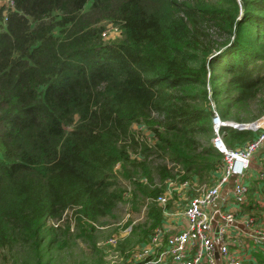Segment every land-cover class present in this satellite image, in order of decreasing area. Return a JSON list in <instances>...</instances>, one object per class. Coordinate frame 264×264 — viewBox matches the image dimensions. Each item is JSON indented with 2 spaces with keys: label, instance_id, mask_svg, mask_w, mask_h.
<instances>
[{
  "label": "trees",
  "instance_id": "obj_1",
  "mask_svg": "<svg viewBox=\"0 0 264 264\" xmlns=\"http://www.w3.org/2000/svg\"><path fill=\"white\" fill-rule=\"evenodd\" d=\"M11 1L0 0V249L40 254L67 209L91 236L125 198L118 172L148 177L133 182L151 199L168 178L214 182L211 101L225 120L264 113L262 98L259 114L238 113L264 88V0ZM224 131L229 147L253 136ZM161 209L150 203L143 238Z\"/></svg>",
  "mask_w": 264,
  "mask_h": 264
},
{
  "label": "built area",
  "instance_id": "obj_2",
  "mask_svg": "<svg viewBox=\"0 0 264 264\" xmlns=\"http://www.w3.org/2000/svg\"><path fill=\"white\" fill-rule=\"evenodd\" d=\"M5 2L12 4L11 0ZM106 33L107 29L102 35L106 37ZM211 108V141L223 155L217 178L202 186L196 181H179L178 176L166 179L165 190L154 199L162 208L163 220H166L153 230L148 244L134 253L127 264H249L243 253L248 245L240 239V235L245 233L240 229L244 227H254L249 235L255 243L258 242V250L264 254V226L257 225L251 215L239 219L238 210L225 208L226 198L221 196L222 188L234 178L231 188L233 204L240 207L248 204L249 187L245 177L253 155L264 146V114L252 121L237 122L221 118L212 101ZM225 127L250 131L253 136L235 147H229L224 140ZM257 178L264 184V170L258 172ZM142 180L146 181V178ZM189 188H193L194 192L184 198L186 203L178 217L183 225L175 232L170 231L165 224L170 222L165 207L172 198L171 192L184 193ZM110 242L112 245L116 243L115 236L110 238Z\"/></svg>",
  "mask_w": 264,
  "mask_h": 264
},
{
  "label": "rangeland",
  "instance_id": "obj_3",
  "mask_svg": "<svg viewBox=\"0 0 264 264\" xmlns=\"http://www.w3.org/2000/svg\"><path fill=\"white\" fill-rule=\"evenodd\" d=\"M106 29L107 36L104 37L105 39L115 40L118 38L119 28L116 24L107 23ZM209 33L213 32L209 31ZM261 98L264 99V88L254 101L250 102L245 108L238 109L239 115L247 119L251 115L259 114V99ZM133 129L137 131L136 137L138 139L147 144H153L152 133L145 126L135 125ZM132 158L143 159L140 154H134L133 152ZM153 159L155 163L162 162L160 158L153 157ZM168 165L172 166L169 161ZM115 169H121L120 165L117 164ZM174 171L177 172V169H174ZM143 178L146 177L138 172L131 179H125L118 172V181L125 191V198L117 205L110 216L99 220L91 236L79 234V230L73 225L74 209H67L61 219L49 222L55 226H61V230L58 231L59 233L55 235L54 241L47 248L41 247L43 250L40 254L33 253L28 245L17 243L10 248L0 249V264H124L141 247L148 244L150 240L148 237H151L150 235L143 238L142 231L147 227V213L149 205L154 199L143 198L142 194L136 190V185L133 182L136 180V182L141 181L148 184V177L146 181H143ZM206 183H201L199 186ZM155 184L160 185L157 177H155ZM134 190H136L137 197L133 196ZM181 192H171L172 198L165 207L169 219L179 215L186 203L184 198L193 193L194 190L189 188L188 191ZM157 206L160 207L158 204ZM67 218L70 222V230L65 232L64 227L67 224ZM113 236L116 238L114 245L110 242V238Z\"/></svg>",
  "mask_w": 264,
  "mask_h": 264
},
{
  "label": "crops",
  "instance_id": "obj_4",
  "mask_svg": "<svg viewBox=\"0 0 264 264\" xmlns=\"http://www.w3.org/2000/svg\"><path fill=\"white\" fill-rule=\"evenodd\" d=\"M260 170H264V146L261 147L252 157L251 166L246 174L245 183L249 187L248 204L235 206L231 200V188L234 182V178L222 188L221 196L226 198V203L223 205L227 209L238 210L237 217L239 219L245 218V216H253L257 221V225L264 226V184L257 178V174ZM179 215L175 218L169 219L170 222H166L170 227V231H176L181 228L183 221L179 219ZM164 221H162V224ZM254 227L240 229L245 233L240 235L241 241H245L248 245V249H244L243 253L248 260L249 264H264V254L258 250V242H254L251 234ZM256 245V246H253ZM260 248V247H259Z\"/></svg>",
  "mask_w": 264,
  "mask_h": 264
}]
</instances>
